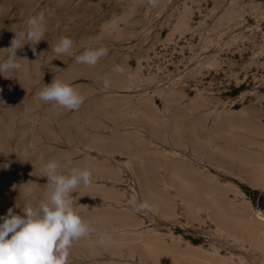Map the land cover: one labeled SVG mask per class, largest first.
<instances>
[{
  "label": "rangeland",
  "instance_id": "374dc122",
  "mask_svg": "<svg viewBox=\"0 0 264 264\" xmlns=\"http://www.w3.org/2000/svg\"><path fill=\"white\" fill-rule=\"evenodd\" d=\"M41 13L45 40L35 53L31 44L17 50L22 70L0 75V217L46 199L49 160L116 164L111 155L161 149L171 120L199 117L215 130H202L213 161L199 166L195 210H138L144 188L124 174L129 208L164 246L153 264H264V0H159L155 8L147 0H0V62ZM62 36L74 41L72 56L53 52ZM101 46L108 55L95 67L76 63ZM54 78L86 97L78 111L36 99ZM98 234L74 243L69 264H105Z\"/></svg>",
  "mask_w": 264,
  "mask_h": 264
},
{
  "label": "crops",
  "instance_id": "0c3cea01",
  "mask_svg": "<svg viewBox=\"0 0 264 264\" xmlns=\"http://www.w3.org/2000/svg\"><path fill=\"white\" fill-rule=\"evenodd\" d=\"M169 124L176 127L168 129L169 137L164 136L158 144L161 149L121 152L110 156L121 159L116 164L82 167L96 175L92 177V187L81 188L79 198L88 208L77 211L95 232H107L112 236L111 243L104 245L99 242V234L97 236L96 256L104 258L105 264H153L155 254L161 262L159 253L164 250L159 240L155 242L147 219L129 208V194L122 187L124 174H136L135 180L139 188H144L147 202L161 213L173 204L192 205L195 210L202 203L201 186L196 181L200 179L199 166L201 163L210 165L213 161V142L209 138L202 139V130L210 136L215 129L211 128L210 120L202 129L199 117L178 118L177 123L171 120ZM151 144L154 146V142Z\"/></svg>",
  "mask_w": 264,
  "mask_h": 264
},
{
  "label": "clouds",
  "instance_id": "9594fccd",
  "mask_svg": "<svg viewBox=\"0 0 264 264\" xmlns=\"http://www.w3.org/2000/svg\"><path fill=\"white\" fill-rule=\"evenodd\" d=\"M149 6L155 8L159 0H147ZM46 23L44 14L32 16L27 21L26 32L15 33L10 46L3 49L7 58L0 62V75L8 78V72H19L23 65L17 57V50L25 44H31L33 53L35 45L45 40ZM74 41L69 37H60L52 49L57 55H73ZM108 55L106 47L88 48L75 56L78 64L95 67ZM114 72L123 73L124 68L116 65ZM105 90L111 87L106 76L103 80ZM36 99L51 103L61 109L78 111L86 97L70 83L54 78L44 85L36 94ZM67 169L64 171L63 169ZM43 177L47 178L46 199L37 205H26L22 215L15 214L9 208L7 214L0 217V264H69L71 249L75 242L89 237L96 230L77 211L86 205H79L73 196L83 186H93V173L87 168L72 166L70 161L63 164L57 160H49L41 167ZM88 208V207H87ZM138 210L151 212L153 206L148 202L138 205ZM112 236L99 233V242L110 244Z\"/></svg>",
  "mask_w": 264,
  "mask_h": 264
},
{
  "label": "bare ground",
  "instance_id": "6f19581e",
  "mask_svg": "<svg viewBox=\"0 0 264 264\" xmlns=\"http://www.w3.org/2000/svg\"><path fill=\"white\" fill-rule=\"evenodd\" d=\"M258 219H261V218H258Z\"/></svg>",
  "mask_w": 264,
  "mask_h": 264
}]
</instances>
